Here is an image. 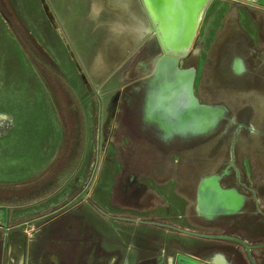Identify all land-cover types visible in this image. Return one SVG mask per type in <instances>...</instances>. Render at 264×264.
Listing matches in <instances>:
<instances>
[{"label":"rangeland","instance_id":"1","mask_svg":"<svg viewBox=\"0 0 264 264\" xmlns=\"http://www.w3.org/2000/svg\"><path fill=\"white\" fill-rule=\"evenodd\" d=\"M149 25L156 30L142 0H0V181L49 173L38 182L43 191L61 168L73 172L56 185L54 212L16 222L0 209V264L56 260L57 252L36 250L37 233L55 218L81 227L72 220L77 211L83 255L73 234L62 235L57 264H175L183 253L208 261L216 252L251 264L236 239L254 246L264 264V6L210 0L204 8L193 45L180 56L199 73L201 100L227 105L232 121L211 136L168 144L141 132L143 95L135 88L163 53ZM92 35L121 51L116 62L92 63L90 53L103 55ZM236 36L245 42L250 93L220 73L222 51ZM230 161L248 204L240 216L210 222L196 212L198 183ZM225 184L237 185L234 178ZM90 225L102 229L91 234Z\"/></svg>","mask_w":264,"mask_h":264},{"label":"bare ground","instance_id":"2","mask_svg":"<svg viewBox=\"0 0 264 264\" xmlns=\"http://www.w3.org/2000/svg\"><path fill=\"white\" fill-rule=\"evenodd\" d=\"M142 1L144 4V0ZM247 1L264 6V0ZM203 14L204 9L197 18L195 25H193L194 28H190L189 32L188 30L183 31L175 43L171 42L172 45L181 48L189 33L197 28L195 38L201 28ZM146 31L148 34H153L155 28L149 25ZM91 38H94L91 40L90 45L96 49L95 52L103 51L102 56H95L91 53L88 55V58H91L92 63L97 68L102 61L116 62L120 50L117 52L114 50L113 52L108 44L105 46L101 44L98 36L92 35ZM228 41L222 51L224 58L221 61L220 73L225 77V84L250 93L252 89L249 81L250 69L246 57L241 54V51L245 50V42L237 36ZM192 45L184 49L183 53L189 51ZM180 55L168 52L161 53L154 64L153 70L142 81L141 86L135 88L143 95L140 106L141 132L163 144L180 139L211 136V134L220 131L227 120L232 121L231 111L227 105L221 103L208 104L201 100L197 89L199 73H197L194 66H183L184 59ZM59 57L65 67L71 69L70 61L63 52H60ZM83 67L85 68L83 70H86L92 80L93 76L89 72L88 66L84 63ZM92 82L96 86L93 80ZM262 101L264 103V96ZM233 166V161H230L223 169L203 176L198 183L196 212L210 222L240 216L248 204V196L242 193L239 188L241 185L239 182L240 175H236ZM229 178H234L237 185L226 186L225 182ZM253 193L257 195L256 199H258V192L253 190ZM236 240L245 247L249 262L259 264L252 254L255 247L247 241ZM208 261L213 264H234L230 263L225 254L218 252L211 255Z\"/></svg>","mask_w":264,"mask_h":264},{"label":"crops","instance_id":"3","mask_svg":"<svg viewBox=\"0 0 264 264\" xmlns=\"http://www.w3.org/2000/svg\"><path fill=\"white\" fill-rule=\"evenodd\" d=\"M51 165L45 170H51ZM70 168L69 166H66L61 172L59 173L58 177L54 179V181L50 184L47 185V190H39L38 189V182L42 181L43 179L47 178L49 173L47 175H38L34 178H27L26 181L24 180V177L22 178V183L17 184L16 182H12L9 179H5L0 181V190L6 191L11 189L10 194L7 192L5 195L0 196V209L3 210H9V217L10 220H14L16 222H19L20 220L27 219L25 221H30L32 219H37L39 216H37L39 213L47 212L46 214L50 212H54L55 208L57 207L56 204V196L59 194V190L56 188V185L59 184L60 178L68 174L69 178L66 180V183L70 181L71 170L68 172ZM64 171V172H63ZM75 172V171H74ZM63 181V180H62ZM60 187L61 185L63 186L64 183L59 184ZM12 202H9L11 201ZM76 214L72 215V220L76 221L80 219L81 221V227H76V225H73L69 227H61L60 222L61 220L59 218H55L54 221H52L50 224H45L41 226L39 229V232L37 233V240L35 243L37 244L36 250L40 251H55L57 252L55 255L56 260H50L47 262L45 259L42 261L41 259L35 260V262H31L30 264H57L58 263V254L60 256V252L62 249L65 247L61 245V243L64 244L65 238L62 235L65 234H73L74 235V247L75 249H79L81 251V255H83V251L81 250L83 247V235L80 233H83V225H82V219L80 215V211L75 212ZM30 217V218H28ZM33 217V218H31ZM102 229L99 226H94L90 225L89 230L91 234H95L97 232H100L98 229ZM90 237H94L93 235H90ZM50 240V241H49ZM50 242L51 246L50 247H41L39 245H43L42 243L44 242ZM82 243V245H81ZM56 244V247H53V245ZM90 246L95 247L93 243L90 242ZM99 247V244L96 245V248ZM71 248V247H70Z\"/></svg>","mask_w":264,"mask_h":264},{"label":"water","instance_id":"4","mask_svg":"<svg viewBox=\"0 0 264 264\" xmlns=\"http://www.w3.org/2000/svg\"><path fill=\"white\" fill-rule=\"evenodd\" d=\"M210 0H144L146 11L150 12L152 22L156 25L154 33H158V43L163 52L183 54L184 49L193 44L195 28L181 46L172 45L183 31L189 32L194 28L197 18ZM154 4V5H153ZM187 32V33H188ZM186 33V34H187ZM171 38V39H170ZM172 42V43H171ZM175 264H213L202 261L189 254H181L176 258Z\"/></svg>","mask_w":264,"mask_h":264}]
</instances>
